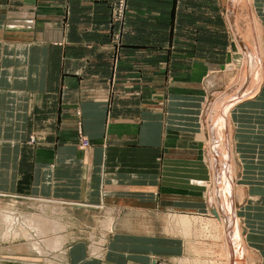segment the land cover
<instances>
[{
	"label": "crops",
	"instance_id": "obj_1",
	"mask_svg": "<svg viewBox=\"0 0 264 264\" xmlns=\"http://www.w3.org/2000/svg\"><path fill=\"white\" fill-rule=\"evenodd\" d=\"M113 1L0 0V199L31 197L111 217L109 231L100 229L90 246L60 228L65 241L53 252L63 254L62 264L194 260L196 238L172 220L180 214L229 220L236 240L228 264H264V60L249 96L237 85L214 97H237L220 102L237 103L230 121V107L220 113L226 121H206L208 108L202 121L215 75L208 77L217 72L203 18L219 11L216 0H130L120 50L111 36ZM248 1L257 19L252 34L241 31L237 12L233 25V2L229 24L242 49L248 41L261 55L264 0ZM79 120L87 147L79 143ZM228 128L233 165L222 146ZM216 201L228 203L226 213L213 208ZM165 220L175 223L171 232ZM2 241L0 264H36L30 240ZM242 246L253 256L244 263Z\"/></svg>",
	"mask_w": 264,
	"mask_h": 264
},
{
	"label": "rangeland",
	"instance_id": "obj_2",
	"mask_svg": "<svg viewBox=\"0 0 264 264\" xmlns=\"http://www.w3.org/2000/svg\"><path fill=\"white\" fill-rule=\"evenodd\" d=\"M215 2H217L216 5L218 4L220 7L217 9L219 11L218 12H212L209 14H204V18H203L205 23H207V22L210 23V30L209 31H210V35H211L210 40L212 42L211 43V46H212L211 64L213 66H216L217 72L212 73L208 77V79H211L210 77L212 75L213 76L215 75L214 76V78H215L214 82L212 83V84H214V86L210 87L208 89L207 97L204 101V106H203V110H202V114H201V120L202 121H205V118H204L205 110L208 108L207 109V114H208L209 108L211 107V104H210L211 100L214 99V97L216 95H218L219 93H222V91L223 92H229V91L235 89L237 87V85L242 86L243 83L241 82V78L245 75V76H247V81L245 84V90L243 92V96L247 97V96H249L248 94H249L253 84L256 83L257 79L255 80V82H254V79H255V75L257 74V72L259 71V75L257 76L258 79L260 77H262V75H263L262 66H263V60H264V52H263L262 47L256 43V46H255L256 50L260 51L259 49H262L261 55H260V53L259 54L257 53L259 55V58L261 61L259 60L260 63L258 62V64H259L258 69L253 68L250 64L251 58L249 56L248 49L245 48V50H244L239 45V38L237 37V35L235 33L236 31L232 32L230 24H229V18H228L229 16L227 14L228 9H229V5L232 2L234 4V6L239 4L236 8V11L233 13L234 16H232V18H231L232 23H233V25L238 23L235 21V18H234V17H236L235 15L237 12V15L239 16V20L238 19L237 20L239 21V24L241 26V31L243 33H246L247 35H251L253 32L252 23L253 22L257 23V19L251 10V6H252L251 3H249L248 0H243V1L242 0H216ZM225 4L227 5V8H226ZM129 8H130V0H114L111 4V16H110V22H111V26H112L111 36H112L113 42H115L117 44L116 45L117 50L121 49L120 45H122V43H123V33L126 29L127 18L129 17ZM197 17H198V14L196 13L195 14V21L197 20L196 19ZM225 24H227L226 27L224 26ZM235 29H237V31L239 33L237 25H236ZM253 29H254V27H253ZM222 30H225L223 34H222ZM254 32L257 33V31H255V30H254ZM256 42H258V41L256 40ZM214 43H217L215 45L216 48H218L219 45H221V47H222L221 54H219L216 50L215 51L213 50V48H214L213 44ZM232 49L234 51H232ZM226 56H227L226 61H224V60L218 61L219 59H223ZM229 62H232V63H231V65L228 66V69H227L226 65ZM247 70H250V74H247L248 73ZM232 96H233V94H230L229 97H232ZM236 98L234 97L235 100H236ZM236 104L237 103H234V105L232 107H230V105H228L226 103H224V105L220 104V106L217 107V110L214 111L213 114L211 113L210 116L207 115L206 121H215V122L216 121H226L225 119L220 120L221 119L220 117L222 116V114L220 116V113L222 111H224L225 109L227 110L228 107H230V109L228 110L226 115H227V119H229V121H230L232 110ZM75 112L79 116L81 113V110L77 109ZM77 123H78L77 129H78V134H79L80 146H82V147L84 146L83 141H88L89 145H90L91 140L88 137V135L84 132V130L82 129L81 121L79 120ZM204 127H203V122H202V128H203L205 135H206V139H205L206 141H205V147H204V150H206V152H204L205 153L204 155H205V159H207L209 161L208 158L212 152L211 151L212 145H211V141H209L210 136L208 133H206ZM224 131H225V134H224L223 138L225 141L222 143V146L225 149L226 153L228 152L227 153V155L229 154L227 156L228 160L233 165L235 163V158H234V153L232 151V143H231V139H230L231 137H230V133H229V128L224 130ZM35 138L36 137L31 136L30 141L34 142ZM206 142H207V146H206ZM220 145H221V143H220ZM235 176H236V171H235V174L232 175V177L234 178V181L236 182ZM208 184H210V183H208ZM205 185H206V183H205ZM235 191L237 192L236 183H234V193H235ZM30 198H28V197L27 198L21 197L19 199L15 198V201H13V200L10 201L7 197H2V199H0V220H1L0 221V231H1V229L3 230V228L5 226L4 223L2 222V215L6 212L17 213L19 216H23V217L27 216V218H29V216H31V217L36 216V218H39V217L44 218L45 217L46 220L49 219L52 223L47 220L48 221L47 224L48 223H50V224H48V227H46L45 229L43 228L44 231L46 232L47 236H45L44 238H37V239L29 241V243H33V242L38 243V241H39L38 244L41 246V253L44 252V253H42L43 254L42 255L40 253V251L35 250L34 246L31 245V248H32L31 250H34L35 253L37 254L35 256V259L37 261L36 264H62L61 258H63L62 257L63 254H61L59 252H50L51 250L54 251V250L60 249L59 245L61 244V243H59L60 237H61L59 229H57V231L53 230L55 228L54 227L55 223H56L55 225L59 226V228L66 227V229H70L69 233H71L70 236L72 237V239L70 240L71 242L75 241L79 238H85L89 242V246L92 244V241H94V242L100 241V239H101L100 237L103 235L102 233H104L100 229H103V230L105 229V230L109 231V228L111 226L110 222H106V221L110 220V219H107L110 216L107 215V218L104 217V214H105L104 211L105 210H103L104 214L103 213H99V214L96 213L95 214L93 212H89V211L84 210L82 208H75L74 209V208H72V206L69 207V206L62 205V204L55 203V202H42V200H33ZM33 198H36V197H33ZM235 204H236V202H235ZM46 208H47V210H46ZM205 210L206 211H204V212H206V214H209L210 211L208 210V207H206ZM229 214H231V212H229ZM229 216H231V215H229ZM23 217H20V218L23 219ZM77 217H79L80 220H77L76 219ZM194 217H198L201 220L203 218H205V220L208 221V220H210L211 216L210 215H203V214H200V215L197 214V216L196 215L195 216L189 215L188 219L194 218ZM212 219L216 220V221L220 220V218H218V217L216 218L214 216L212 217ZM25 221L27 222V219H25ZM228 221L229 220H227V223L229 225ZM170 222L171 221H167V223H166V220H165L164 224L166 225L165 229H170L169 231L171 232V229L175 225V223L173 224V222H172L173 225L171 224L172 226H168V225H170L169 224ZM219 222L221 223V226H220ZM219 222H218L219 227L216 231V235H217L216 239L211 238L209 236L208 237L207 236H204V237L195 236L194 237L196 239L197 238L200 239V237H201V240L193 239V242H197V246H194L196 251L192 253L194 259L195 258L200 259L202 262H204L206 264H228L227 258H229V257L231 258V254H230L229 248L227 247L225 242H223L224 234L227 232H226V228H225L224 224L221 222V220ZM114 226H115V221L112 222L111 230L114 229ZM228 228H229V226H228ZM219 229H220V231H219ZM229 229L231 231H233L232 228H229ZM243 231L244 230L241 226V233H242L241 234V240H242V238L244 240V234L245 233ZM48 233H49L50 237L48 236ZM93 233H94L95 237L92 236ZM203 233H204V231H203ZM234 234H236V233H234ZM107 235H108V233H107ZM235 237H236V235H235ZM21 240H23L24 242L27 241V239H24V238H22ZM61 240L65 241V238H63V239L61 238ZM234 240H236V238H234ZM55 245H57V246H55ZM96 245H97V243H95V246ZM103 247H105V246H103ZM242 248H243V253L247 255L248 259L253 257L251 252L248 249L246 251L244 247H242ZM246 255L242 259L243 263L247 262ZM185 260H186V258H185ZM182 261H184V259ZM154 262H155V264H173L168 259H166V260L155 259ZM180 264H182V263H180ZM250 264H254V262L252 261V262H250Z\"/></svg>",
	"mask_w": 264,
	"mask_h": 264
},
{
	"label": "bare ground",
	"instance_id": "obj_3",
	"mask_svg": "<svg viewBox=\"0 0 264 264\" xmlns=\"http://www.w3.org/2000/svg\"><path fill=\"white\" fill-rule=\"evenodd\" d=\"M246 49H248V51H250L249 53V56H250V64L253 68H257L259 67V64L256 65V62L258 63L260 58H259V55L257 54V52L255 51V49L250 45V43L247 41V47ZM261 61V60H260ZM260 63V62H259ZM251 70V69H250ZM250 70H247L248 73L247 74H250ZM261 70V69H260ZM259 75V71L257 72V74L255 75V79H254V82L256 80V83L253 84V87H252V92H254L256 90V88L258 87L257 84H258V76ZM246 81H247V76H243L241 78V82L243 83V85L246 84ZM231 93L229 94H224L223 96L221 97H217L215 99L212 100L211 102V107L209 108V113H208V116L211 115V113L213 114L214 111L217 110V107L220 106V102L222 101H225V100H228V99H231L230 96ZM234 99V97H233ZM85 147V146H83ZM87 147V146H86ZM225 155V154H224ZM216 182V181H215ZM226 190L227 188L224 187ZM219 191V197L221 194V191L220 189L217 190ZM210 192V191H209ZM225 192V191H224ZM215 193V192H214ZM213 193V194H214ZM215 195V194H214ZM226 196V195H225ZM228 200V199H227ZM230 205V204H229ZM228 203L226 202H223L221 201L220 204L217 203L216 201V204H213V208H216V210L218 212H220L221 210L226 213V210L228 209ZM221 208V210L219 209ZM47 210V208H46ZM13 211V210H12ZM42 211V210H41ZM46 212V211H45ZM57 212V211H56ZM230 211H228L229 213ZM47 215V214H46ZM38 217V216H37ZM189 215L188 214H180V215H175V217L173 218V221L176 222V225L179 226L180 230L182 233H185L186 236L188 237H192L194 238L195 236H201V237H204V236H209L211 238H214L216 239L217 238V235H216V231L219 227V220H213L211 216L210 217V220L206 221L205 218H203L202 220L199 219L198 217H194V218H190L188 219ZM25 219H27V222L25 221ZM208 219V218H207ZM49 222H51L49 219H47ZM46 218H36V216H29V218L25 217V218H20V217H17L16 213H9V212H6L2 215V222L4 223V228L3 230L0 231V242L3 240L7 241V240H18V239H27L28 240H34V239H37V238H44L45 236H47L46 232L44 231V229L46 227H48V223L47 224V221ZM1 221V220H0ZM57 221V220H56ZM210 221V222H209ZM224 221V220H223ZM52 223V222H51ZM56 224V223H55ZM54 224V231H57V229H59L60 231V228L59 226L55 225ZM224 225L225 228H228V224L225 223L224 221ZM173 225V224H172ZM204 225V226H203ZM218 225V226H217ZM45 226V227H44ZM220 226H221V223H220ZM44 228V229H43ZM65 229V228H64ZM177 230V229H176ZM228 230H230L228 228ZM204 231V233H203ZM220 231V229H219ZM51 233V232H50ZM229 239L227 242V247L230 248L232 245H230V241H234V238L235 237V232H229ZM61 234V233H60ZM59 234V235H60ZM63 235V234H62ZM48 236H49V233H48ZM55 236V235H54ZM50 237V236H49ZM200 237V238H201ZM47 238V237H46ZM63 239V237H62ZM43 240V239H42ZM189 240V239H188ZM2 241V242H3ZM36 241V240H35ZM61 239L59 241V243H61ZM64 242V240H63ZM226 242V241H225ZM39 243V241H38ZM37 242H33V243H30L29 245H32L34 246V249L35 250H38L40 251L41 253V246L38 244ZM62 244V243H61ZM26 245V244H25ZM27 245V246H29ZM44 245V244H43ZM57 246V245H55ZM60 247V245H59ZM243 247V246H242ZM48 249V248H47ZM61 249V248H60ZM29 250H31V247L29 248ZM43 250V249H42ZM243 250V248H242ZM228 251V250H227ZM51 252V251H50ZM53 252V251H52ZM57 252V251H56ZM39 253V254H40ZM44 253V252H42ZM41 253V254H42ZM231 254V253H230ZM37 255V254H36ZM43 255V254H42ZM246 255V254H245ZM232 257V256H231ZM193 259V258H192ZM183 259H180V263L182 264H206L204 262H202L200 259H194V260H190V259H184V261H182ZM182 261V262H181ZM243 261V260H242ZM237 262V261H236ZM239 262V261H238ZM241 262V261H240Z\"/></svg>",
	"mask_w": 264,
	"mask_h": 264
},
{
	"label": "built area",
	"instance_id": "obj_4",
	"mask_svg": "<svg viewBox=\"0 0 264 264\" xmlns=\"http://www.w3.org/2000/svg\"><path fill=\"white\" fill-rule=\"evenodd\" d=\"M83 143H84V146H88L89 145L88 141H83Z\"/></svg>",
	"mask_w": 264,
	"mask_h": 264
}]
</instances>
